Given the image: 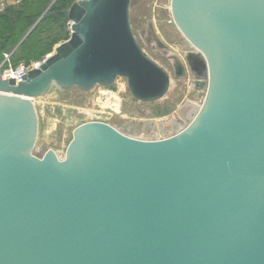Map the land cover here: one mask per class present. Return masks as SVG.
Here are the masks:
<instances>
[{
	"label": "water",
	"instance_id": "water-1",
	"mask_svg": "<svg viewBox=\"0 0 264 264\" xmlns=\"http://www.w3.org/2000/svg\"><path fill=\"white\" fill-rule=\"evenodd\" d=\"M131 2L75 3L70 39L39 69L0 75V264H264V0H172L191 47L176 73L208 81L182 132L139 140L89 122L64 158L33 154L32 100L53 85L125 78L139 102L166 97L171 77L138 44Z\"/></svg>",
	"mask_w": 264,
	"mask_h": 264
},
{
	"label": "rangeland",
	"instance_id": "rangeland-1",
	"mask_svg": "<svg viewBox=\"0 0 264 264\" xmlns=\"http://www.w3.org/2000/svg\"><path fill=\"white\" fill-rule=\"evenodd\" d=\"M80 1L83 0L0 2V52L9 56L6 62V56L0 53V62L15 68L43 61L46 54L54 53L58 44L70 39L69 11ZM171 4L172 0H132L130 6V23L138 44L171 77L166 97L153 103L139 102L131 95L125 78L90 91L53 85L45 95L32 100L39 122L33 151L36 157L43 158L54 151L64 158L75 129L89 122L107 123L139 140L169 138L186 122L180 111L188 104H201L203 88L196 86V78L187 67L178 76L172 63L177 60L185 64L191 47L173 20ZM51 48L53 51L48 53Z\"/></svg>",
	"mask_w": 264,
	"mask_h": 264
},
{
	"label": "built area",
	"instance_id": "built-area-1",
	"mask_svg": "<svg viewBox=\"0 0 264 264\" xmlns=\"http://www.w3.org/2000/svg\"><path fill=\"white\" fill-rule=\"evenodd\" d=\"M73 26V23H70V31H71V27ZM6 62L9 61V56L6 55ZM45 59L43 61H39V62H35L32 63L31 65H27V64H20L17 67L13 68L12 66H8L5 67L4 65H6V62H4V64L0 67V75L3 77V79H15L17 81V83L21 82L23 80V78L28 74L29 71L33 70V69H39L41 67V65L44 63ZM207 87H208V81H206V85L205 88H203V99L201 104H199L197 106L198 109H201V107L204 104L205 101V97L207 94ZM196 115L192 116V119L195 117ZM100 122V121H99ZM188 124L185 122L181 127H179V129L172 135H176L180 132H182L183 130H185L187 128ZM171 136V137H172ZM170 138V137H169ZM166 139V138H163ZM162 138H157L154 140H163Z\"/></svg>",
	"mask_w": 264,
	"mask_h": 264
},
{
	"label": "crops",
	"instance_id": "crops-1",
	"mask_svg": "<svg viewBox=\"0 0 264 264\" xmlns=\"http://www.w3.org/2000/svg\"><path fill=\"white\" fill-rule=\"evenodd\" d=\"M12 1L13 0H0V2H7V3H12ZM20 43V42H19ZM19 43L15 46V47H17V46H19ZM56 48V47H55ZM55 48H54V51H55ZM53 51V48H51V50H49V52L48 53H51ZM1 53V55H3L4 56V58H5V56L6 55H8V54H6V53H4V52H0ZM47 56H49V55H51V54H46ZM4 63V61L3 62H0V67L2 66V64Z\"/></svg>",
	"mask_w": 264,
	"mask_h": 264
},
{
	"label": "bare ground",
	"instance_id": "bare-ground-1",
	"mask_svg": "<svg viewBox=\"0 0 264 264\" xmlns=\"http://www.w3.org/2000/svg\"><path fill=\"white\" fill-rule=\"evenodd\" d=\"M185 59H186V56H185ZM173 61V60H172ZM172 63H174V65H178L179 63H182L181 61H174V62H172ZM193 107H195V106H193ZM195 108H197V107H195ZM199 110V109H198ZM179 125V124H178Z\"/></svg>",
	"mask_w": 264,
	"mask_h": 264
},
{
	"label": "trees",
	"instance_id": "trees-1",
	"mask_svg": "<svg viewBox=\"0 0 264 264\" xmlns=\"http://www.w3.org/2000/svg\"><path fill=\"white\" fill-rule=\"evenodd\" d=\"M41 21H42V20H41ZM36 22H37V21H36ZM36 22H35V23H36ZM39 23H40V22H39ZM38 25H39V24H38ZM38 25H37V26H38ZM37 26L35 27V29L37 28ZM35 29H34V30H35ZM32 32H33V31H32ZM32 32H31V33H32ZM22 46H24V44H23Z\"/></svg>",
	"mask_w": 264,
	"mask_h": 264
}]
</instances>
